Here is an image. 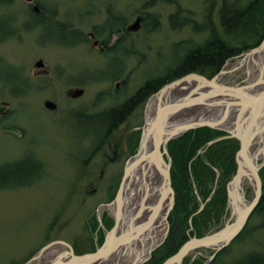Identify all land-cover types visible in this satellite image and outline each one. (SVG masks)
I'll use <instances>...</instances> for the list:
<instances>
[{
  "label": "rangeland",
  "instance_id": "1",
  "mask_svg": "<svg viewBox=\"0 0 264 264\" xmlns=\"http://www.w3.org/2000/svg\"><path fill=\"white\" fill-rule=\"evenodd\" d=\"M250 1L0 0V264H33L44 247L56 242L70 245L78 255L100 247L99 239L108 230H99L96 218L112 213L99 206L114 200L122 171L139 148L151 95L132 106L102 143L104 113L130 102L147 80L175 69L185 46L232 37L226 26ZM31 3L44 11L37 26L29 13ZM143 17L137 30L125 32ZM107 21L116 25L114 34ZM70 29L81 32L82 42ZM90 33L101 46L106 42V50L94 44ZM257 47L228 60L211 77L194 73L207 79L222 73V83L244 86L246 65L238 64ZM38 60L43 62L40 68L35 67ZM72 89H82L83 94L72 98L67 95ZM46 101L55 109L45 108ZM210 129L224 136V131ZM225 129L229 133L232 128ZM245 183L249 203L253 190ZM190 199L191 192L181 198L182 206L188 207ZM174 207L175 196L167 217L169 231L150 259L173 237ZM259 215L224 248L197 249L183 264H234L250 254L264 255V211ZM197 221L203 237L235 219ZM111 225L109 220L105 227ZM63 249L52 246L47 252ZM162 257L161 252L157 259ZM43 260L46 264L48 257Z\"/></svg>",
  "mask_w": 264,
  "mask_h": 264
},
{
  "label": "water",
  "instance_id": "2",
  "mask_svg": "<svg viewBox=\"0 0 264 264\" xmlns=\"http://www.w3.org/2000/svg\"><path fill=\"white\" fill-rule=\"evenodd\" d=\"M139 22L140 19H137L132 26L127 28V31L137 30L140 25ZM94 44L97 45L96 42H94ZM263 48L264 38L257 48L251 50L244 56V58L240 61L241 63H239V65H244L243 61H245L248 56L261 51ZM42 66V60H38V62L35 63L36 68H40ZM220 75H222V73L216 75L211 79H207L202 75L190 73L169 84H166L165 86L160 88L156 93L151 95L147 103V109L148 106L151 104L152 100H155L164 93H171L183 84L190 83L194 84L195 86L201 89L207 88V90L202 91L200 95H196L197 91L193 89L183 99H179L167 103L165 105H159L155 113L154 120L147 129V135H151L155 139V144L148 155L141 154L143 131L144 126L146 124L145 119V123L142 128V135L139 148L136 154L133 155L127 161L124 167L122 179L117 189L114 200L108 205L101 206L109 208L108 206L115 205L116 214L114 217V224L112 228L106 232L104 242L98 249L91 253L78 255L74 252L73 248L70 245L64 242H56L44 247L34 259H37L42 253H44L52 246L59 245L64 247V249L61 250L63 256H61L60 259L48 262L47 264H93L100 260L103 261V259L107 258L111 254H118L123 250L127 251L129 249V246L134 244V242H136L140 237H142L141 235L144 234L147 229L152 225V222L154 221L159 212V206L161 202L167 199V208L162 219V227H164V233L161 241H163L169 231L167 217L174 206L175 196L170 176L171 160L167 152V146L169 142L182 137L183 134L188 130L198 129L201 127L220 129V126L222 124L219 123H224L230 111L236 110L237 114L234 119L233 125H231L233 129H229L231 137L236 138L239 141V150L236 152V162L238 169L234 182L236 183L239 179L243 180L245 177L248 178L254 188V197L252 201L248 205H246L243 212H241L239 215L237 213L231 214V218L235 219L233 223L226 222L224 227L219 229L217 232L211 233L202 238H190L186 243H184L180 247L176 254L168 258L163 264H182L184 258L189 253L197 249L203 248L219 251L220 249L228 245L232 241V239L243 229L253 209L257 206L258 200L261 196V185L258 178V171L264 165V145L262 147L263 151L261 152L260 156L256 154L255 157H250L249 149L252 146L254 147V149L257 148V146H259L258 140L260 139V137H264V82L259 81V78L255 86L261 88L258 89L257 92H251V89L254 87V85H245L239 87V85L231 86L224 83L218 84L217 81ZM82 94V89H72L67 93V95H71L72 98L80 97ZM222 99L225 100V103H223L225 107L224 114L217 122L208 120L196 121L181 124L173 128L169 132L166 131V125L169 122V119L175 116L177 113L181 112L182 110H185L186 107L192 104H195L194 106H201L206 102H214L215 100L219 101ZM44 106L45 108L50 110L55 109L56 107V105L50 101H46L44 103ZM190 107L192 108V106ZM259 124H262V126H260ZM215 142L216 141L209 142L208 146L212 145ZM145 164H153L158 167L157 170L161 176V193L158 202L154 207L151 208L150 214L148 215L146 222L141 223L138 227H135V225L133 227L130 223L129 225H127L125 231L119 233L118 229L121 226L120 211L121 207L123 206L124 191L126 189L127 183L135 168L139 165L144 166ZM141 202L143 203L144 201ZM143 211V207L138 210L134 222L141 217ZM218 243H222V246L214 248V245H217ZM152 250L148 253V256L145 261L150 259V254ZM136 260L137 257H135L133 264L136 263ZM143 262L144 261H141V263Z\"/></svg>",
  "mask_w": 264,
  "mask_h": 264
},
{
  "label": "trees",
  "instance_id": "3",
  "mask_svg": "<svg viewBox=\"0 0 264 264\" xmlns=\"http://www.w3.org/2000/svg\"><path fill=\"white\" fill-rule=\"evenodd\" d=\"M234 14L236 16L231 18L228 27L226 26L227 30H231L230 34H232V37L226 38V40L219 37L213 38L206 42L207 45H201L200 47L194 46L188 48L185 46V50H182L184 54L182 53V58L178 59L179 63L175 69L169 70L166 76L147 80L144 85L138 89L135 95L130 98V102H126L120 107L107 110L106 113H104L107 119L105 120V136L102 138V143L105 141L110 131L114 130L118 122L125 117L122 111H126L127 113L132 109V106L136 104L138 106L141 101L154 94L168 81L194 72L203 73L205 76L211 77L218 73L228 59H232L244 51L259 46L264 38V0H251L244 9L238 10ZM111 18L112 16L108 15V20ZM171 19H173V17H171ZM143 20L145 21L144 17ZM105 24L108 28L110 27L113 34L116 32L113 28L116 27V25L109 23V21ZM118 27L120 28L119 31L122 32L124 30V22H121ZM70 30L71 33L79 37V40L82 42L83 35L81 32L73 29ZM120 42H122V38H120L114 46L116 47ZM102 44L106 50V42ZM204 69H207V71H204ZM217 135L220 134L214 132L210 128L203 127L189 131L182 137L168 144L169 153L173 160L170 172L175 190V229L170 231L173 237L170 236V239L152 255L151 259L146 264H162L164 260L176 254L179 248L187 242L190 237H201L200 235H202L203 230H201L200 226H195L197 218L189 217L191 211L186 210V208L182 206L181 200V206L179 208V199L182 190L188 191V193L191 192L190 186L192 183L190 184V182L192 178L190 170L188 169V163L198 150L205 148ZM185 139L188 141L184 145L181 144L180 147L176 145L179 141ZM221 144H223V142L211 145L208 149V153ZM199 160L201 161V165H203L202 159L199 158ZM1 171L2 169L0 168V172ZM197 180L201 181V178L198 177ZM261 205H263L264 211V194ZM208 220L209 218L205 221ZM190 226L192 230H189ZM207 228L206 226L205 230ZM98 243L99 246L102 245V237L99 239ZM161 252L163 253V257L157 259L158 254ZM234 264H264V255L250 254L244 260Z\"/></svg>",
  "mask_w": 264,
  "mask_h": 264
},
{
  "label": "bare ground",
  "instance_id": "4",
  "mask_svg": "<svg viewBox=\"0 0 264 264\" xmlns=\"http://www.w3.org/2000/svg\"><path fill=\"white\" fill-rule=\"evenodd\" d=\"M244 65H246L247 72V80L246 86L254 85L251 89V92H257L261 87L255 86L257 84V80L264 82V48L256 52L246 58ZM241 63V62H240ZM236 65V64H235ZM239 65V64H238ZM237 67V66H236ZM238 68V67H237ZM234 69V68H233ZM221 77V75H220ZM220 77H218V84H223L220 81ZM244 85V86H245ZM260 86V85H258ZM241 87V86H239ZM195 89L197 91L196 95H200L202 91H206L207 88L201 89L195 86L194 84L186 83L182 86L176 88L174 91L167 92L152 100L151 104L148 106L147 115H146V124L144 126L143 131V139H142V147L141 154L148 155L152 150L155 139L151 135H147V129L150 124L153 122L155 113L160 104L165 105L167 103L183 99L187 94ZM225 100H215L214 102L209 101L203 105L194 106L193 104L186 107L185 110L177 113L175 116L169 119V122L166 125V131L169 132L173 128L186 123L196 122V121H218L224 114V104ZM236 110L230 111L229 115L226 118V121L220 127L226 128L227 125L230 124L232 120V125L234 123V119L236 117ZM262 126V124H259ZM232 127V126H230ZM233 129V128H232ZM259 142V143H258ZM259 146L253 150V146L249 149L250 157H255L257 154L260 156L263 151L264 145V137H260L258 140ZM261 146V147H260ZM263 147V148H262ZM146 158V156H145ZM158 167L156 165L145 164L144 166L139 165L133 171L129 181L127 183L126 189L124 191V200L123 206L121 207V217L120 222L121 226L118 229L119 233H122L126 230L127 225L131 223L134 227H138L141 223L147 221V217L150 214L151 208L156 205L158 202L160 193H161V179L160 174L158 173ZM237 182L232 190V205L233 211L236 210L238 203L242 200L240 192V184ZM168 198V197H166ZM141 201H144L143 203ZM242 202V201H241ZM111 213L116 214V206L110 205L108 206ZM143 207L142 215L135 222V217L138 210ZM167 208V199L161 202L159 206V212L152 222V225L147 229V231L142 234L134 244L129 246L127 251H122L120 253L111 254L107 258L97 261L93 264H133L135 257H137L135 264H141V261H145L148 256V253L161 241L164 227L163 224V216L166 212ZM133 220V221H132ZM222 243H218L214 245V248L221 247ZM45 256L48 257V262L54 261L56 259H60L62 252L52 251L47 252V250L42 253L37 259L32 261L33 264H45L44 260ZM43 260V261H42Z\"/></svg>",
  "mask_w": 264,
  "mask_h": 264
},
{
  "label": "flooded vegetation",
  "instance_id": "5",
  "mask_svg": "<svg viewBox=\"0 0 264 264\" xmlns=\"http://www.w3.org/2000/svg\"><path fill=\"white\" fill-rule=\"evenodd\" d=\"M29 5H30L29 13H31V15L34 17L32 19V23L37 26L40 23L41 19L44 17V11L38 3H33V4L31 3ZM138 19H140V21L143 20L142 18H138ZM126 31L127 29L125 30V32ZM90 37H91L90 38L91 40H94L93 42H96L100 48L102 47V49L105 50L104 45L101 43L102 44L101 46L100 43L97 40H95V36L93 33H90ZM3 40H4V29L0 28V43H2ZM113 47L115 49V46ZM226 62L224 64H226ZM124 103L117 105L115 107H112L110 109L120 107ZM6 112L8 111H2V115L5 114ZM125 114L126 112L124 113V115ZM230 126H231V123L230 125H227L226 127H230ZM219 130L224 131V136L223 135H219L220 137L216 136L213 140L216 142L213 144L220 143V142H223V144L217 146L216 148H213L212 151H210L209 153H208V149L210 146H208L207 144L205 148H203L202 150H198L195 153V155L191 158V161L188 163V169L190 170V174L192 178L190 182V184L192 183L190 186L191 188L190 189L191 190L190 200L191 201L189 202V206L185 208L186 210L191 211V214L189 217L197 218L198 219L197 222H200V223H201V221H199L200 219L206 220L208 218L211 219V222L214 219L220 220L221 222V220L225 219V217H229V216L231 217V214L237 213L239 215L241 212H243L246 205H248L252 201L251 200L248 203L246 200V195H247L246 193V183L247 182L245 183L246 180L248 181L250 185L249 186L250 190L252 188L253 196H254V188H253V185L250 183L249 179L246 177L243 180L239 179L237 182H239L238 184H240V192L242 193H239V194L240 195L242 194L241 195L242 202L240 201V203H238V206H237L239 208L233 211L232 190L235 184L237 183V182L236 183L234 182V179L237 175V169H238L237 162H236V152L239 150V141L237 139L234 140V138L231 137L230 132L229 133L226 132L228 131L227 129L220 128ZM187 141L188 140L186 139L179 141L176 145L180 147L181 144L184 145ZM253 150H254V147H253ZM167 152H168V156L170 157L171 167H172L173 160L170 156L168 146H167ZM199 158L202 159L203 165H201V161L199 160ZM165 160H166V157H165ZM260 170L258 171V178H259L260 185H261V196L258 200L257 206L253 209L252 213L250 214L247 220V223L245 224L242 230H248L247 229L248 223L250 222V219L253 216L255 215L260 216L259 214H263V205H261V203H262L263 194H264V171L260 172ZM122 175H123V171L118 181L115 193L120 185ZM170 176H171V172H170ZM198 177L201 178L202 180L205 179L204 183H202V181H198L197 180ZM109 183H110L109 184V188H110V185L112 186L111 184L112 182L109 181ZM171 184L174 190V184H173L172 178H171ZM201 185H204V187H201ZM208 185H210L209 188H208ZM183 192L186 194H182ZM187 193L188 191L187 192L185 190L181 191L182 197H180L179 199V208H180L181 198L183 199L187 195ZM174 194H175V190H174ZM188 194L190 195V193ZM101 206H104V205H100L99 207ZM106 214L107 215L103 214L100 217L96 218L98 227L102 228L99 230H110L114 224V215L110 213H106ZM109 220L112 221V225L108 229H106L107 227L105 226L109 223ZM189 230H192L191 226ZM105 233L106 232L103 233V238L105 236Z\"/></svg>",
  "mask_w": 264,
  "mask_h": 264
}]
</instances>
